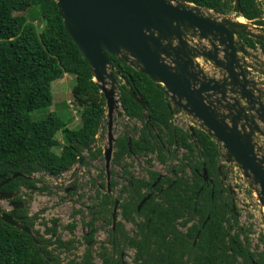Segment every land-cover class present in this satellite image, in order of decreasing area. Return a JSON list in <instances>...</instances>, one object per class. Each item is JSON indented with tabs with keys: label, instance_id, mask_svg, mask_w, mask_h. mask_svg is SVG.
I'll return each instance as SVG.
<instances>
[{
	"label": "trees",
	"instance_id": "16d2710c",
	"mask_svg": "<svg viewBox=\"0 0 264 264\" xmlns=\"http://www.w3.org/2000/svg\"><path fill=\"white\" fill-rule=\"evenodd\" d=\"M183 1L264 25L257 0H239V13L235 0ZM241 37L247 47L260 49L264 56V42ZM107 58L118 72L124 114L140 122L139 127L134 124L131 131L125 129L118 134L112 154V165L120 168L125 178L124 196L119 203L121 215L133 222L137 231L130 236L122 221H117L116 231L109 230L111 248L108 250L101 242L94 248L98 243L94 239V220L98 215H108L114 203L111 195L97 188V203L89 210L92 216L86 222L92 230L82 236L84 251L78 260L73 256L67 264H96L95 255L102 264H122L124 246L135 250L132 261L125 264H264V232L252 249L250 229L239 223L230 198L223 194L228 190L221 189L223 166L218 171L221 157L216 142L197 126L191 135L188 128L173 123L174 113L162 84L112 55ZM63 74L74 76L71 91L80 116V125L75 128H68L54 111L40 120L30 116L33 110L52 103L51 82ZM130 91L145 102L144 109ZM103 118V94L64 30L55 0H0V175L23 174L1 185L0 192H20L24 188L29 196L43 191L48 186L36 187L39 179L30 178L32 175L58 176L76 164L86 150L91 158L101 155L102 149H94L92 144ZM58 132L63 136L61 146ZM58 147L59 152L55 150ZM179 150L183 152L178 158ZM134 157H143L148 167L153 161L161 165L172 159L177 162L160 179L159 172L147 168V178H143L127 170V159ZM110 173L112 176L113 169ZM98 177L103 179L100 185L104 187L105 172H99ZM110 185H116L112 177ZM247 192L252 194L249 188ZM148 193L150 197L138 210ZM20 199L15 196L12 200ZM7 213L32 229L38 243L28 233L0 220V264H63L61 254L75 249L78 240L57 237L53 225L45 227L44 233L33 229L36 216H27L25 209H10ZM74 226L71 222L67 228Z\"/></svg>",
	"mask_w": 264,
	"mask_h": 264
},
{
	"label": "water",
	"instance_id": "95a60500",
	"mask_svg": "<svg viewBox=\"0 0 264 264\" xmlns=\"http://www.w3.org/2000/svg\"><path fill=\"white\" fill-rule=\"evenodd\" d=\"M63 27L86 60L93 81L104 97L107 145L103 149L106 185L115 134L114 119L128 117L120 110L116 75L107 55H112L152 81L164 86L169 107L190 118L187 127L205 131L217 144L220 157L233 166L257 196L264 211V78L262 59L247 48L241 35L264 42V32L240 15L228 17L183 0H55ZM236 13H239V0ZM242 17L246 23L236 19ZM260 62V63H259ZM121 78V76H119ZM132 97L145 108L133 91ZM148 120V115H146ZM130 145V139H128ZM83 160L80 156L78 163ZM206 179V170L203 168ZM23 176L0 175V186ZM30 178H35L32 175ZM160 178V177H159ZM229 190L232 192L231 187ZM17 192H0V202L13 209ZM148 193L138 210L149 198ZM118 199L112 217L116 221ZM0 220L28 233L32 229L8 215L0 205Z\"/></svg>",
	"mask_w": 264,
	"mask_h": 264
},
{
	"label": "rangeland",
	"instance_id": "374dc122",
	"mask_svg": "<svg viewBox=\"0 0 264 264\" xmlns=\"http://www.w3.org/2000/svg\"><path fill=\"white\" fill-rule=\"evenodd\" d=\"M227 16L233 17L234 14L230 13ZM73 85L74 76L71 74H63L61 78L53 80L50 85L52 103L49 106L41 107L30 112L31 118L33 120H40L45 118L50 111H54L64 119L68 128H75L80 125V116L77 111V104L73 99L71 91ZM179 114L180 113H175L174 116ZM105 117L102 120L103 125L106 121ZM179 121L180 120L177 119L174 123H178ZM134 124H136L137 127L140 126V122L137 120H130L129 118L123 116L116 118L113 122V133L118 135L125 129L129 132ZM177 125H179V123ZM181 126L186 128L185 125L181 124ZM56 138L59 140L58 145L61 146L64 143L61 132L56 134ZM96 138L95 147H100L103 151L104 147L107 145L105 126L103 128L100 127ZM55 150L59 152L60 149L58 147ZM182 152L183 150L176 152L178 158L181 156ZM82 155L84 158L80 163L74 164L68 171L59 174V176L42 175L41 173L35 174V178L39 179V181H37L38 187L43 185L48 186V188L44 189V191H37L28 196V192L22 188L21 193L22 198L27 201L28 215H37L34 220L35 229H38L40 232L43 231L44 225L42 222L44 221L47 226H50L52 224L51 219L56 218L58 220L56 223L58 225L57 233L59 234L57 235L62 239L75 236L76 240H78V242H75L74 244L75 249H73L69 254H61L63 264H67L73 256H75L78 260L84 251V243L80 238L84 229L82 221L87 220L90 217L91 214L88 213V207L92 206V204L96 202V197L98 195L96 184L103 180L98 177V173L104 171L103 152L95 159L89 156L88 151H84ZM221 159L222 163L226 164L222 157ZM127 161L130 163L127 170L137 177L147 178L146 168L155 170L162 175H168L169 166L174 165L177 162V159H172L166 165H161L157 161H153V165L151 167H148L145 164L143 157H134L127 159ZM111 169H113L112 178L116 181V185L111 188V191L113 192L114 197L121 200L124 196L122 193V186L125 185V178L122 170L118 167H114L112 163L109 167V170ZM229 175L233 178V180H231ZM243 182L244 183L240 182L238 176H236L231 169V173L228 174L224 183L225 186H230L232 192L234 193V198L232 199V204L235 207L234 211L237 213L239 223L250 229L248 234L251 241V248L255 249V246L258 244L259 236L262 232H264V211L258 202L256 194L254 192L249 194L247 192L248 186L244 179ZM72 186H75L74 190H65L67 187L70 188ZM119 203L120 202L118 201L117 220L123 222L124 228L128 234H133L136 229V225L131 221L122 219L120 215ZM0 205L5 211L12 209L7 205V201L0 202ZM110 208L112 210V207ZM75 210L79 211L74 214L73 218H71L70 215H72ZM99 219L100 217L96 219V232L94 233V239L97 242L104 243L106 248L109 250L111 246L107 239L111 224L102 222ZM72 221L75 223V228L73 230H69L66 228V225ZM180 228L183 229V227ZM98 245L99 243H97L94 248L96 249ZM122 253L123 260L125 262H130L134 254V250L128 246H124ZM94 262L96 264H102L100 258L96 255Z\"/></svg>",
	"mask_w": 264,
	"mask_h": 264
},
{
	"label": "flooded vegetation",
	"instance_id": "af4514ba",
	"mask_svg": "<svg viewBox=\"0 0 264 264\" xmlns=\"http://www.w3.org/2000/svg\"><path fill=\"white\" fill-rule=\"evenodd\" d=\"M257 2H258V5H259V7L262 9V11H263V15H262V20H264V0H257ZM258 27L261 29V30H263L264 31V25H258ZM242 36V35H241ZM242 38V37H241ZM254 50V49H253ZM260 57H264L262 54H261V50L260 49H256V50H254ZM262 55V56H261ZM260 63V62H259ZM259 69H263L264 70V66L262 67H260ZM256 76L255 77H258L260 80H263V82H264V78L262 77V76H260V75H257V74H255ZM118 135H115V138L117 137ZM128 139H130V137L128 138ZM97 140V138L95 139V141ZM95 141H94V143L92 144V146L94 145V149L95 148H97V147H95ZM114 150H115V148H114V143H113V151H112V154H113V152H114ZM87 151V150H86ZM83 156V155H82ZM99 156V155H98ZM83 158H84V156H83ZM111 163H112V159H111ZM223 166V170L221 169V176H220V183H221V189L222 190H224V188L226 189V190H228V191H224L223 192V194H224V196H228L229 198H230V200H231V205H232V209L234 210V205L232 204V199L234 198V193L233 192H231L230 190H229V187L230 186H225V180L227 179V177H228V174H230L231 173V169H232V167L231 166H228V165H226V164H223L222 163V159H221V164L218 166V171H220V168H222V166ZM104 172H105V169H104ZM234 172V171H233ZM106 175V174H105ZM203 175V174H202ZM161 176H162V174H161ZM111 173H110V179H111ZM203 177H204V175H203ZM207 177V176H206ZM229 177H230V175H229ZM231 178V180H233V178L232 177H230ZM208 178H204V180H207ZM105 180V182H106V178L104 179ZM110 183V182H109ZM36 187H38L37 186V183H36ZM115 187V186H114ZM123 187V186H122ZM97 188H100V190H102L101 192H103V193H107V194H109V195H111L112 197H113V200H114V203H115V199H117L116 197H114V195H113V192L111 191V188H113V187H111V185H109V187H107V185L105 184V186L103 187V186H101L100 185V183H97L96 184V190H97ZM24 189V188H23ZM75 189V186H72V187H67L65 190L66 191H68V190H74ZM44 191V190H43ZM18 193V195L17 196H20L21 197V199L20 200H17V201H15V200H13V201H15V202H22L23 203V207L22 208H20V209H25L26 210V215L27 216H29V217H34V216H37L36 214H33V215H28V213H27V201L26 200H24L23 198H22V196H21V193H22V188H21V191L20 192H17ZM34 193V192H33ZM124 194V193H123ZM13 199V198H12ZM119 200V199H118ZM119 202H120V200H119ZM7 203H8V201H7ZM94 203H97V201L96 202H94ZM93 203V204H94ZM114 203H113V205L111 206L112 207V210H111V208H110V210H111V213L109 212L108 213V215H106L105 217H103L102 215H98V218L100 217V219L99 220H101L102 222H107V223H110L111 224V226H110V228L111 229H109V230H111L113 233L116 231V228H115V225H116V223H117V221H119V220H117V210H116V221H115V224H114V228H113V217H112V212H113V207H114ZM93 204H92V206H90V207H88L89 208V210L91 209V208H93ZM13 209V208H12ZM138 209V208H137ZM89 210H88V213H89ZM79 210H77L76 211V213L78 212ZM235 212V211H234ZM236 213V212H235ZM25 215V216H26ZM120 215H121V210H120ZM25 216H21V218H23V217H25ZM74 216V215H73ZM73 216H71L70 215V217L71 218H73ZM91 216L92 215H90V217L87 219V220H83L82 221V223H83V226H84V229H83V231H82V234H81V241H83V238H82V236L84 235V234H86V233H89L92 229H89V225L88 224H86V222H88L89 220H91L90 218H91ZM236 216H237V213H236ZM121 217H122V215H121ZM53 219H56V218H53ZM53 219H51V225L50 226H55L56 227V229L58 228V225L56 224L57 223V221L55 222V223H53L52 222V220ZM108 219H109V222H108ZM123 219V218H122ZM125 220V219H124ZM73 223H74V221H72ZM41 223V222H40ZM95 223H96V219L94 220V227L96 226L95 225ZM123 223V222H122ZM69 224V223H68ZM67 224V225H68ZM67 225H66V228H67ZM124 225V224H123ZM45 227H47V225H46V223L44 224V226H43V231H41L40 233H44V230H45ZM75 228V226L72 228V229H69V230H73ZM96 228V227H95ZM180 228V227H179ZM33 229H35L34 228V226H33ZM181 229V228H180ZM124 230H125V228H124ZM126 231V230H125ZM137 231V228L135 229V231L133 232V234H128V235H130V236H133L134 234H135V232ZM96 232V231H95ZM109 233V232H108ZM127 233V232H126ZM58 233L56 232V236L57 237H60V236H58L57 235ZM49 235V234H48ZM48 235H46V236H48ZM36 236V235H35ZM72 237H75V236H72ZM71 238V237H70ZM70 238H67V239H70ZM76 238V237H75ZM98 243H100V242H98ZM96 245V244H95ZM94 245V246H95ZM97 248V247H96ZM133 249V248H132ZM134 250V249H133ZM134 254H135V250H134ZM134 254H133V256H134ZM121 256H122V264H125V261L123 260V253L121 254ZM133 256H132V258H133ZM131 261H132V259H131ZM130 261V262H131ZM130 262H127V263H130Z\"/></svg>",
	"mask_w": 264,
	"mask_h": 264
},
{
	"label": "built area",
	"instance_id": "2783aa9c",
	"mask_svg": "<svg viewBox=\"0 0 264 264\" xmlns=\"http://www.w3.org/2000/svg\"><path fill=\"white\" fill-rule=\"evenodd\" d=\"M177 119L180 120L178 122L179 123V126H181V124H182V125H185L187 127L189 124H192V122L190 121V118L187 117V116H185V115H183V114H180L179 116H176L173 121H175ZM178 123H174V124L177 125ZM233 171H234V174L236 176H238V178L240 179V182L241 183H244L243 182V178H242L241 174L239 173V171H237L235 168H233Z\"/></svg>",
	"mask_w": 264,
	"mask_h": 264
},
{
	"label": "bare ground",
	"instance_id": "6f19581e",
	"mask_svg": "<svg viewBox=\"0 0 264 264\" xmlns=\"http://www.w3.org/2000/svg\"><path fill=\"white\" fill-rule=\"evenodd\" d=\"M238 22H240V23H246L245 21L246 20H244L242 17H238L237 19H236ZM118 110H120V103L118 102V101H116V103H115V107H114V113L115 112H117ZM119 120V119H118ZM124 121V120H123Z\"/></svg>",
	"mask_w": 264,
	"mask_h": 264
},
{
	"label": "clouds",
	"instance_id": "9594fccd",
	"mask_svg": "<svg viewBox=\"0 0 264 264\" xmlns=\"http://www.w3.org/2000/svg\"><path fill=\"white\" fill-rule=\"evenodd\" d=\"M236 3V2H235ZM237 8V7H236ZM234 15H236V14H234ZM225 16H227V15H225ZM241 16V15H240ZM247 20V19H246ZM248 21V20H247ZM248 22H250V21H248ZM251 23V22H250ZM253 24V23H252ZM253 25H256V24H253ZM256 27L260 30V31H262L259 27H258V25H256ZM262 32H264V31H262ZM246 46V45H245ZM247 47V46H246ZM247 48H249V47H247ZM249 49H251V50H253L252 48H249ZM253 52H255L254 50H253ZM256 53V52H255ZM262 58V57H261ZM262 59H264V57L262 58ZM181 114V113H180ZM179 114V115H180ZM179 115H176V116H179ZM176 116H174V118L176 117ZM128 118V117H127ZM174 118H173V120H174ZM173 123H174V121H173ZM186 128H188V127H186ZM103 152V151H102ZM78 163V162H77ZM232 167V170H233V166H231ZM64 173V172H63ZM43 175V174H42ZM45 175H47V174H45ZM50 176V175H49ZM59 176V175H58ZM160 178H161V175L159 176ZM158 177V179H160ZM248 188V187H247ZM251 190V189H250ZM252 191V190H251ZM253 192V191H252Z\"/></svg>",
	"mask_w": 264,
	"mask_h": 264
}]
</instances>
